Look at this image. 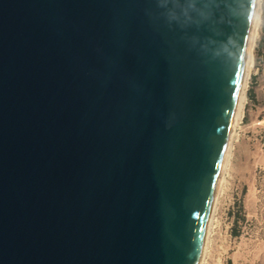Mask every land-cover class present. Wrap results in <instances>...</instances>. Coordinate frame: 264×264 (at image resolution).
Here are the masks:
<instances>
[{
	"label": "water",
	"instance_id": "1",
	"mask_svg": "<svg viewBox=\"0 0 264 264\" xmlns=\"http://www.w3.org/2000/svg\"><path fill=\"white\" fill-rule=\"evenodd\" d=\"M255 0H0V264H199Z\"/></svg>",
	"mask_w": 264,
	"mask_h": 264
},
{
	"label": "rangeland",
	"instance_id": "2",
	"mask_svg": "<svg viewBox=\"0 0 264 264\" xmlns=\"http://www.w3.org/2000/svg\"><path fill=\"white\" fill-rule=\"evenodd\" d=\"M228 188L220 199L207 264H264V0Z\"/></svg>",
	"mask_w": 264,
	"mask_h": 264
},
{
	"label": "bare ground",
	"instance_id": "3",
	"mask_svg": "<svg viewBox=\"0 0 264 264\" xmlns=\"http://www.w3.org/2000/svg\"><path fill=\"white\" fill-rule=\"evenodd\" d=\"M260 15H261V0H255L229 140L227 144V149L223 161V166H222L213 206L208 220V225L205 233L199 264H207L211 238L217 226V214H218L220 199L222 196H224L228 188V182L230 178V172H231L232 160H233L232 159L233 142L237 136L235 131L236 128H239L243 120L244 109L246 104V92H247L248 82L251 76L252 68L254 65V48L258 34Z\"/></svg>",
	"mask_w": 264,
	"mask_h": 264
}]
</instances>
